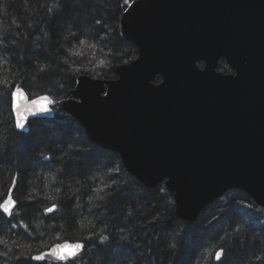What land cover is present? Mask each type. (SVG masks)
<instances>
[{
  "label": "trees",
  "instance_id": "obj_1",
  "mask_svg": "<svg viewBox=\"0 0 264 264\" xmlns=\"http://www.w3.org/2000/svg\"><path fill=\"white\" fill-rule=\"evenodd\" d=\"M120 14L115 0H0V203L17 176L16 207L10 218L0 211V264H52L31 257L62 241L85 244L68 264H102L121 254L124 264H141L145 256L148 264H173L182 221L163 184L142 186L116 153L91 144L59 106L52 120L31 121L26 134L15 131L11 114L15 87L29 98L48 94L60 101L80 74L115 79L116 66L137 56L117 35ZM218 70L231 72L223 61ZM35 126L36 142L23 141ZM224 198L240 215L201 249L197 264H264V210L239 190L205 210ZM251 240L253 251L243 250Z\"/></svg>",
  "mask_w": 264,
  "mask_h": 264
},
{
  "label": "water",
  "instance_id": "obj_2",
  "mask_svg": "<svg viewBox=\"0 0 264 264\" xmlns=\"http://www.w3.org/2000/svg\"><path fill=\"white\" fill-rule=\"evenodd\" d=\"M115 1L122 11L118 37L137 48V57L118 65L112 80L79 75L60 101L29 98L15 87V131L26 134L31 121L52 120L59 106L142 186L163 184L179 221L193 223L231 190L264 210V0H133L125 9ZM220 61L231 72L219 71ZM17 88L24 97L16 101L19 113ZM41 97L49 98L46 112L33 104ZM20 114L23 129L16 127ZM16 181L0 203L13 202L9 213L1 211L7 218L16 207ZM77 244L75 255L61 259L66 246ZM84 248L62 241L31 260L67 264Z\"/></svg>",
  "mask_w": 264,
  "mask_h": 264
},
{
  "label": "rangeland",
  "instance_id": "obj_3",
  "mask_svg": "<svg viewBox=\"0 0 264 264\" xmlns=\"http://www.w3.org/2000/svg\"><path fill=\"white\" fill-rule=\"evenodd\" d=\"M132 1L133 0H122V4L124 6H128L131 4ZM38 137H39V127L35 126L32 132L29 134V136L25 138L23 141L30 143L31 141L33 142ZM34 142H36V140ZM24 149L25 148L19 147V151L21 153L24 152ZM224 199L225 200L219 203L220 205L213 206V209L215 206H217L214 210L212 209L210 211L209 210L207 211L205 210L206 209L205 208L193 223H184V222L181 223L180 222L181 225L176 231V235L173 237V241L175 242V245H176L175 246L176 256H174L173 258V264H197L201 258V251H202L201 249L204 250L206 244L210 242L213 237L217 236L218 232L222 230H227L229 226V222L231 220L235 221L236 218L239 217L238 215H240V213H237L238 211L236 212L235 209H230V208L225 207V204L226 205L229 204V199L228 198H224ZM239 210L241 212H244L245 210H248V209L241 208ZM255 211H258V210H255ZM253 247H254V241L251 240L249 244H246L245 246H243V250L252 252ZM198 255H200V258ZM145 257L142 258L144 259V262L141 264H148V262H146L147 260L145 259ZM126 259H128L127 256L124 254L123 255L121 254V255L115 256L114 259H111L113 261L102 262V264H115L116 262H117L116 264H124V261H126ZM134 262L135 260H133V262L132 261L128 262V264H134Z\"/></svg>",
  "mask_w": 264,
  "mask_h": 264
},
{
  "label": "snow or ice",
  "instance_id": "obj_4",
  "mask_svg": "<svg viewBox=\"0 0 264 264\" xmlns=\"http://www.w3.org/2000/svg\"><path fill=\"white\" fill-rule=\"evenodd\" d=\"M13 99H14V104L13 107L16 110L17 113H19V103H17L16 101L20 100V99H24V97L21 95L20 90L17 88L13 93H12ZM48 97H41L38 101H33V104L38 108V110L40 112H46L48 111ZM26 119V117H24L22 114L18 115V118L16 120V127L23 129L25 127V123L23 122ZM13 202L11 200H6L4 201L3 204H0V211H2L3 213H9L11 211L9 205H12ZM47 211L49 213H52L55 211L54 208H49L47 209ZM82 245H75L74 247L72 246H66L62 251H61V259L64 258L65 254H69V255H75V249L77 248H81ZM223 255V249H221L220 251H218L216 253V259L220 260L221 257ZM34 259H40V257H35Z\"/></svg>",
  "mask_w": 264,
  "mask_h": 264
},
{
  "label": "flooded vegetation",
  "instance_id": "obj_5",
  "mask_svg": "<svg viewBox=\"0 0 264 264\" xmlns=\"http://www.w3.org/2000/svg\"><path fill=\"white\" fill-rule=\"evenodd\" d=\"M121 3V5L123 6V8L125 9L126 7H128V6H124L123 4H122V2H120ZM118 4V3H117ZM119 6V5H118ZM121 10V9H120ZM122 12V11H121ZM68 264V263H67Z\"/></svg>",
  "mask_w": 264,
  "mask_h": 264
}]
</instances>
